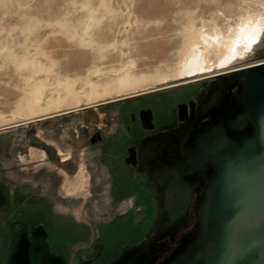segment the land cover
Listing matches in <instances>:
<instances>
[{
  "label": "rangeland",
  "instance_id": "374dc122",
  "mask_svg": "<svg viewBox=\"0 0 264 264\" xmlns=\"http://www.w3.org/2000/svg\"><path fill=\"white\" fill-rule=\"evenodd\" d=\"M262 53L264 0H0V192L9 204L18 199L12 192L32 204V242L44 246L79 230L87 257L113 226H137L147 215L144 233L127 240L129 260L174 264L187 254L200 240L201 208L219 177L217 157L190 206L188 186L174 185L179 198L161 207L163 225L154 229L153 193L147 214L124 216L134 203L111 199L99 152L116 144L124 106L96 105L261 61ZM252 76L262 80L264 66L241 75L245 87L255 83ZM225 81L192 89L212 85L217 94ZM213 120L196 131L220 126ZM80 251L70 249L74 257ZM32 256L46 253L38 248Z\"/></svg>",
  "mask_w": 264,
  "mask_h": 264
},
{
  "label": "crops",
  "instance_id": "0c3cea01",
  "mask_svg": "<svg viewBox=\"0 0 264 264\" xmlns=\"http://www.w3.org/2000/svg\"><path fill=\"white\" fill-rule=\"evenodd\" d=\"M251 70L253 69L220 76L227 81L219 87L217 94L212 92V85L201 87L197 91L192 89L210 82L211 79H208L187 85L172 86V88H162L164 90H151L126 100L118 99L119 105L124 107L118 114L119 125L113 135L116 144L104 147L99 153L102 166L109 174V193L112 201L118 203L131 201L136 207L126 210L123 213L124 216L134 215L139 209L147 214L149 207L153 204H146L147 194L151 192L154 194L156 204L159 202V207L156 206L155 215L158 218L154 229L160 231L163 225L162 219L166 214L165 208L161 207H165L168 202L172 204V200L179 198V196L173 197L176 192L172 191L174 185H182L183 188L188 186L187 201L189 206L191 205L196 191L212 170V162L210 165L211 160L207 158L209 152L196 147L194 134L209 117L213 116L222 102L221 107L225 115L221 125L211 128H225L224 130H230L235 134H240L248 128L250 118L243 114L246 111L237 112L239 105L242 106V101L244 102L243 87L237 99H235L234 90L240 78L243 79L241 75ZM221 93L222 96H220ZM190 101L197 102L193 104L194 116L186 122H179V107H182V112L183 106H186L189 111ZM101 104L107 105L100 103L96 106ZM125 104L132 105L125 106ZM146 115L150 116V123L149 125L145 123L144 129L142 127H144ZM28 123L31 122H26ZM176 146L183 147L185 154L187 153V156H184V163L171 152L173 147L176 150ZM197 177L202 178V181L197 183ZM159 193L163 195L161 198L158 196ZM12 195L18 199L15 203L13 201L9 204L5 200V193L0 192V233H5L0 237V264H116L118 261H125V264H146L139 259L129 260L126 252L129 249L127 245L130 244L127 240L133 242L132 235L144 233L148 221L147 215L144 222L137 226L123 225V223L113 226L102 240L96 242L91 253L85 257L83 253L85 241L81 237L82 231L79 232V230L74 232L75 235L72 231L66 230L63 232L61 241H51L44 246H38L36 242H32V204L25 203L21 193L12 192ZM201 198L203 199V195L198 196L197 201L200 202ZM179 210L182 213L183 208H177V211ZM159 231L156 230V232ZM121 233L127 234L121 235ZM146 243L147 241L143 242L139 247L146 246ZM38 248L46 253L43 259L32 256V252L36 254ZM70 249L82 251L74 257ZM140 250L148 253V250ZM55 260L56 263H54Z\"/></svg>",
  "mask_w": 264,
  "mask_h": 264
},
{
  "label": "water",
  "instance_id": "95a60500",
  "mask_svg": "<svg viewBox=\"0 0 264 264\" xmlns=\"http://www.w3.org/2000/svg\"><path fill=\"white\" fill-rule=\"evenodd\" d=\"M255 86L250 83L244 89L247 105L251 104ZM262 93L264 96V88ZM263 109L264 105L257 113L258 135L254 140H242L240 146L230 144L224 129L195 134L198 149L215 150L212 152L220 172L200 212V240L174 264H264ZM193 116L192 103L189 111L186 106L183 112L179 107V122ZM146 117L144 128L150 123V116Z\"/></svg>",
  "mask_w": 264,
  "mask_h": 264
},
{
  "label": "flooded vegetation",
  "instance_id": "af4514ba",
  "mask_svg": "<svg viewBox=\"0 0 264 264\" xmlns=\"http://www.w3.org/2000/svg\"><path fill=\"white\" fill-rule=\"evenodd\" d=\"M255 77L256 76H252V81L251 82H255L254 84L260 86V88H261L262 85L264 84V78L262 80H260V79L257 80ZM245 86H246V82H244V80L242 78H240V80L237 82L236 89L234 90L235 99H237V96H238V93L241 90V87H243L242 89L244 91V89L246 88ZM263 88H264V86H263ZM245 99L246 98H244V102L242 101V106L239 105V109H240L241 112H243L244 110L246 111L243 114L245 116H248L250 118V122H249L248 128L246 130H244V132H241L240 134H235V133L231 132L230 130H224L225 133H226V136L228 138V141L230 142L231 145L236 144V146H240V142L242 140H244V139L254 140L255 139L253 137L254 134H257L258 135L259 122H258L257 113H258V109L262 108V106L264 105V96H263V93L262 92H257L252 98H250L251 99L250 100V103H251L250 105H247V99L246 100ZM223 116L221 118H217L216 115H213V116H211L209 118L215 119V120H213L215 122V124L221 125ZM204 124H207V123L204 122ZM209 124L210 123L208 122V125ZM212 129H215V128L203 129L201 131H198L197 133L203 132V131L212 130ZM216 129H225V128H216ZM248 133L249 134L250 133L251 134L253 133V135H247ZM194 136H195V134H194ZM236 137H240L239 141H238V139H236ZM176 151H177V155L179 156L180 160L184 163L185 162V157H182V156H187V153L185 154V152H184V148L181 147V146H178V147L176 146ZM212 151H214V150H210L209 151V157H207V158H209V160H211L210 161V165H211V162H212V169H213L216 166V164H215V161L213 159L215 154ZM212 187H213V185L211 186V188ZM209 192H210V190H209ZM209 192H208V195L205 198L204 204L208 200ZM204 204H203V206H204Z\"/></svg>",
  "mask_w": 264,
  "mask_h": 264
},
{
  "label": "bare ground",
  "instance_id": "6f19581e",
  "mask_svg": "<svg viewBox=\"0 0 264 264\" xmlns=\"http://www.w3.org/2000/svg\"><path fill=\"white\" fill-rule=\"evenodd\" d=\"M263 66H264V60H261V61H257V62H254V63H251V64H247V65H244V66H240V67H236V68H232V69H228V70H223L221 72H217V73H214V74L211 73V74H208V75L203 76V77L195 78V79H192V80H189V81L184 82L183 85L189 84V83H194V82H199V81H202V80L214 79V78H217V77H220V76H223V75L232 74V73H235V72L246 71V70H250V69H253L254 70V68H261ZM170 87H172V86L169 85L166 88H170ZM141 94H144V93L141 92L140 94H133V95H129V96H126V97H121V98H118V99H120V100L125 99L126 100V98H131V96L133 97V96H137V95H141ZM245 95L248 97L249 94L246 92ZM118 99L106 101L103 104H108L110 102H116V100L118 101ZM68 112H70V111H68ZM68 112H64V113H68ZM46 118H44V117L43 118H39V119H37V121H39V120H45ZM18 125H20V124H18ZM18 125H13V126H10V127L12 128V127H15V126H18ZM3 129H5V128H3Z\"/></svg>",
  "mask_w": 264,
  "mask_h": 264
},
{
  "label": "snow or ice",
  "instance_id": "6c2138e0",
  "mask_svg": "<svg viewBox=\"0 0 264 264\" xmlns=\"http://www.w3.org/2000/svg\"><path fill=\"white\" fill-rule=\"evenodd\" d=\"M262 55H264V53H262Z\"/></svg>",
  "mask_w": 264,
  "mask_h": 264
}]
</instances>
